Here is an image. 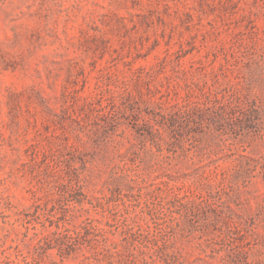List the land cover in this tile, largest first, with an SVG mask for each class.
Wrapping results in <instances>:
<instances>
[{
  "label": "rangeland",
  "instance_id": "rangeland-1",
  "mask_svg": "<svg viewBox=\"0 0 264 264\" xmlns=\"http://www.w3.org/2000/svg\"><path fill=\"white\" fill-rule=\"evenodd\" d=\"M0 264H264V0H0Z\"/></svg>",
  "mask_w": 264,
  "mask_h": 264
}]
</instances>
